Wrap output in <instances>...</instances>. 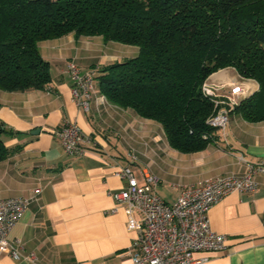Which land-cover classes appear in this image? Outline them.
<instances>
[{
	"label": "crops",
	"instance_id": "1",
	"mask_svg": "<svg viewBox=\"0 0 264 264\" xmlns=\"http://www.w3.org/2000/svg\"><path fill=\"white\" fill-rule=\"evenodd\" d=\"M101 37L70 33L41 41V53L51 63L49 86L0 88L3 141L16 148L0 161V198H31L9 239L20 241L24 256L35 254L34 259L5 255L0 264H130L138 231L128 227V210L111 194L127 185L117 174L120 167L130 166L141 183L145 173L154 174L157 192L174 203L185 185L244 175L264 161V120L249 121L236 109L227 128L215 129L204 149L184 153L170 145L158 121L109 101L99 86V68L128 54L119 46L110 51ZM70 60L96 71L88 111L73 99ZM210 80L240 86V101L259 90L256 80L233 67L220 69ZM69 120L90 139L83 155L66 154L55 134ZM254 178L259 182L255 192H232L210 209L211 225L226 236L227 248L197 251L196 258H207L198 264H264V170ZM135 216L140 218L139 212Z\"/></svg>",
	"mask_w": 264,
	"mask_h": 264
},
{
	"label": "trees",
	"instance_id": "2",
	"mask_svg": "<svg viewBox=\"0 0 264 264\" xmlns=\"http://www.w3.org/2000/svg\"><path fill=\"white\" fill-rule=\"evenodd\" d=\"M70 33L139 48L99 68L101 92L158 121L178 151H199L214 139L207 119L215 104L202 87L220 69L259 83L236 110L264 120V0H0V88H47L51 63L39 43ZM5 132L0 121V161L16 149Z\"/></svg>",
	"mask_w": 264,
	"mask_h": 264
},
{
	"label": "built area",
	"instance_id": "3",
	"mask_svg": "<svg viewBox=\"0 0 264 264\" xmlns=\"http://www.w3.org/2000/svg\"><path fill=\"white\" fill-rule=\"evenodd\" d=\"M67 70L73 78L71 88L75 102L88 111L95 88V70H84L70 60ZM203 92L215 104L207 123L218 130L227 128L229 115L240 103V86L214 84L210 77L203 83ZM55 134L66 154L75 156L86 152L85 136L81 127L72 120L66 121ZM264 170V161L250 166L244 175H227L209 178L193 185H185L174 203L166 201L156 189L159 178L145 173L141 183L130 166L120 167L117 174L127 185L111 192L117 203L129 212L128 227L138 231L136 250L130 264H198L207 258H196L197 251H222L227 248L225 235L211 225L209 211L232 192L253 193L259 188L254 173ZM41 189H36L39 193ZM30 197L0 198V260L5 255L17 259L35 258L21 253L20 241H11L9 233L21 220L30 205ZM139 212L140 218L135 216Z\"/></svg>",
	"mask_w": 264,
	"mask_h": 264
},
{
	"label": "rangeland",
	"instance_id": "4",
	"mask_svg": "<svg viewBox=\"0 0 264 264\" xmlns=\"http://www.w3.org/2000/svg\"><path fill=\"white\" fill-rule=\"evenodd\" d=\"M101 38H102V37H101ZM101 38H100V39H101ZM104 46H105L106 48H108L110 51H111L112 49H115V48L118 50V48L121 47L120 51L127 53V54H128L127 57H132V56H134V55H132V54H133L134 52H136V51L139 50V48H138L137 46H135V45L124 44V43L116 42V41H106V44H104ZM118 46H119V47H118ZM137 54H138V53H137ZM127 57H126V58H127Z\"/></svg>",
	"mask_w": 264,
	"mask_h": 264
},
{
	"label": "water",
	"instance_id": "5",
	"mask_svg": "<svg viewBox=\"0 0 264 264\" xmlns=\"http://www.w3.org/2000/svg\"><path fill=\"white\" fill-rule=\"evenodd\" d=\"M39 132V131H38Z\"/></svg>",
	"mask_w": 264,
	"mask_h": 264
}]
</instances>
